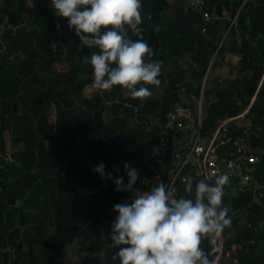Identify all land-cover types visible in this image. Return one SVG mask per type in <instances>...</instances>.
I'll return each mask as SVG.
<instances>
[{
    "label": "trees",
    "instance_id": "trees-1",
    "mask_svg": "<svg viewBox=\"0 0 264 264\" xmlns=\"http://www.w3.org/2000/svg\"><path fill=\"white\" fill-rule=\"evenodd\" d=\"M201 11L205 26L180 0H0V155L13 159L0 160V264H65L70 251L66 264H123L134 223L150 242L155 209L140 195L182 90L193 112L202 101L203 138L247 109L261 163L255 187L216 200L218 222L210 211L187 220L205 203L189 182L184 239L164 264H264V0H204ZM228 54L233 79L203 84Z\"/></svg>",
    "mask_w": 264,
    "mask_h": 264
},
{
    "label": "built area",
    "instance_id": "built-area-1",
    "mask_svg": "<svg viewBox=\"0 0 264 264\" xmlns=\"http://www.w3.org/2000/svg\"><path fill=\"white\" fill-rule=\"evenodd\" d=\"M191 4L201 9L204 0H190ZM205 20L208 15L202 13ZM236 18H233L232 25ZM207 74L203 80L206 83ZM199 115L196 121L195 113L189 105L178 102L172 112L167 115L165 123L166 135L151 146V154L155 157L158 168L151 181H147L148 190L141 193V205L155 209V236L149 242L145 224H133L135 234L131 239L132 251L123 264H164L169 260L165 252L166 246L174 253L177 242L184 239L182 226L187 220H198L210 211L215 222L222 218V211L215 207L216 200L235 198L240 192L255 187L257 169L261 163L260 156L253 151L250 144V130L244 128V135L233 137L229 124L240 117L224 119L216 122L215 128L208 137H201V99L198 101ZM196 121V122H195ZM236 123V122H235ZM238 126V125H237ZM240 127V126H239ZM187 131L186 139L182 142L178 152L183 153L181 158L164 175L159 169L165 165L172 143ZM0 160L11 164L13 159L10 153L0 155ZM190 181L199 185V192L205 197V203L195 214L184 219L186 213L184 203L190 191ZM256 195V191H254ZM135 206L134 209H139ZM133 208H112L111 214L124 215ZM218 251L221 254L222 238L218 234Z\"/></svg>",
    "mask_w": 264,
    "mask_h": 264
},
{
    "label": "crops",
    "instance_id": "crops-1",
    "mask_svg": "<svg viewBox=\"0 0 264 264\" xmlns=\"http://www.w3.org/2000/svg\"><path fill=\"white\" fill-rule=\"evenodd\" d=\"M173 1V3L176 1V0H171ZM181 1V0H180ZM182 2V1H181ZM190 2V0H189ZM191 3V2H190ZM201 10V9H200ZM230 14L226 11H223L222 12V17L221 19L219 20H229V17ZM0 53L3 54V57L5 58V49H4V44L0 41ZM153 62L156 64V63H159L161 62V59L160 58H155V59H152ZM239 58L237 56H234V55H231V54H228L225 56V58L222 60V61H218V66L217 67H213L212 69H209L208 72H207V80H206V83L209 82V80H217L218 83H221V82H224L225 80H232L233 79V69L236 68L237 66V62H238ZM2 65L3 66H7V63H6V59H4L2 61ZM209 86V84H208ZM89 90H87L88 94L93 91H96L97 89H99V86H96L94 88L92 87H88ZM91 91V92H90ZM158 92H160V90H158ZM179 98H180V101L182 104H186V105H190L187 97L185 96V93L184 91H180V94H179ZM255 100V97L252 98V103L253 101ZM199 105L197 103V108H196V112L195 113V117H196V121H197V118H198V115H199ZM247 113V109H245L240 115H238L237 117H240L239 119L235 120L236 124L240 127H250V122L244 117V115ZM202 106H201V119H202ZM236 118V117H235ZM195 121V122H196ZM188 132L187 131H183L181 135L178 136V138L172 143L170 149H169V156L168 158L166 159L165 161V165L162 169H159L161 171L162 174L166 175L168 172H169V169L175 165L176 163L180 162L179 160L183 157V153L181 154V152H178L180 147H181V144L182 142L186 139V134ZM183 159V158H182ZM61 264V261L59 260L58 261V264Z\"/></svg>",
    "mask_w": 264,
    "mask_h": 264
},
{
    "label": "water",
    "instance_id": "water-1",
    "mask_svg": "<svg viewBox=\"0 0 264 264\" xmlns=\"http://www.w3.org/2000/svg\"><path fill=\"white\" fill-rule=\"evenodd\" d=\"M181 1H182V4H183V6H184L185 8H187V9H189V10H192L193 12H196L197 14H199V15L201 16V18H202V22H203V26H205L206 23H207V20H205V19L203 18V16H202V11H201L200 9L196 8L194 5H192V4L189 2V0H181ZM183 61H189V62H191L189 56H187ZM192 66H194V65L192 64ZM256 185H257V184H256ZM164 250H165V252L167 253V255L169 256V260L172 261V256L170 255V250H172V248L166 246V247L164 248Z\"/></svg>",
    "mask_w": 264,
    "mask_h": 264
},
{
    "label": "rangeland",
    "instance_id": "rangeland-1",
    "mask_svg": "<svg viewBox=\"0 0 264 264\" xmlns=\"http://www.w3.org/2000/svg\"><path fill=\"white\" fill-rule=\"evenodd\" d=\"M87 90H89L88 87H87V88L85 89V91H84V94H85V95H89V94H90V93L88 94ZM90 92H91V91H90ZM91 93H92V92H91ZM64 259H65V264H66V263H73V262L76 260L75 253H74V252H71V251H70V252H67V253H66V257H65ZM59 264H60V263H59ZM61 264H62V263H61Z\"/></svg>",
    "mask_w": 264,
    "mask_h": 264
}]
</instances>
